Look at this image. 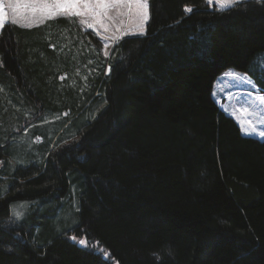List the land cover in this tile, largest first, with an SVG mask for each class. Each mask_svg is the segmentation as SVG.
Returning <instances> with one entry per match:
<instances>
[{"label":"trees","instance_id":"1","mask_svg":"<svg viewBox=\"0 0 264 264\" xmlns=\"http://www.w3.org/2000/svg\"><path fill=\"white\" fill-rule=\"evenodd\" d=\"M262 52L264 0L223 12L207 0H149L145 34L122 38L110 60L77 16L6 23L0 124L13 132L67 112L61 133L76 127L79 136L46 143L40 159L11 171L0 151V264H264V139L243 134L212 94L234 68L264 95ZM89 66L96 74L82 100L80 87H59L62 74L70 81ZM99 99L97 115L78 125ZM73 185L78 224L57 233L48 215ZM18 200L38 204L10 227Z\"/></svg>","mask_w":264,"mask_h":264},{"label":"rangeland","instance_id":"2","mask_svg":"<svg viewBox=\"0 0 264 264\" xmlns=\"http://www.w3.org/2000/svg\"><path fill=\"white\" fill-rule=\"evenodd\" d=\"M0 2L5 4V10L10 20L16 19V23L26 27L35 26L44 23L48 19L62 15L56 14L46 16L39 11L33 14L30 10H26L13 17L12 9L8 6L11 0H0ZM210 7L215 8V0ZM142 11L143 10L138 9L136 5H133L131 10H129L127 4L116 5L108 9L107 13L102 18V24H98L97 21L88 14L77 17L86 29H92L100 38L103 46V54L107 52V58L110 60L115 55L116 44L122 38L129 35L145 34L146 24L149 18V0H147V17L142 15ZM89 24H94L96 27L91 28ZM262 56H264V52L260 54V57ZM260 64H262V61ZM105 73H109V66H107ZM95 74L96 68L89 66L86 68L85 72L82 71L74 74L70 81H66V79H69V75L62 74L60 79L57 80V83L60 88L66 87L70 82L80 87V91L83 94L79 95V100H82L84 92L90 89V79L95 76ZM252 78L253 77L247 73L237 71L234 68H227L217 77L212 94L221 106L225 107L233 114L242 129L243 127H248V121H252L257 131H264V123L260 122L264 119V95L255 84L254 78ZM96 94L97 93H95V95ZM93 101L91 105L78 116V125H82L94 118L99 108L104 103L102 99H99L97 102ZM245 109L248 114H245ZM251 113H258L259 115H251ZM67 116V112H49L45 116L35 119L32 122L27 121L26 124L21 126L20 130L17 129L13 132L7 131L5 127L0 124V151L4 152L6 155V157L2 159L4 160V168L11 171L18 166H25L30 160L40 159L41 156L44 155L43 151L46 143H48L50 149H52L57 143H69L78 138L79 133L78 130L75 129L76 127L61 133L64 128L60 130V123H62ZM66 126L67 125L64 127ZM60 134L61 137H59ZM243 134L249 135L245 132H243ZM250 135L264 139V137L256 133ZM6 177L5 175H0V180H5L4 178ZM1 182L4 185V182ZM76 187V185H73L70 192L62 197L61 207L54 217L46 214L48 215V220L50 219V225L57 233H73L75 226L78 224L77 213L79 209V200ZM37 202V200H18L14 202L10 208L9 215L4 218L5 224L10 227L18 228L21 222L26 220L33 208L36 207L38 204ZM51 204L52 203L43 205L42 211L50 207ZM17 213L19 215H17ZM75 237L78 241L86 240L87 244L83 246L90 247L96 251L98 249H104L96 242L88 241L84 236ZM115 264L118 263L115 262Z\"/></svg>","mask_w":264,"mask_h":264},{"label":"snow or ice","instance_id":"3","mask_svg":"<svg viewBox=\"0 0 264 264\" xmlns=\"http://www.w3.org/2000/svg\"><path fill=\"white\" fill-rule=\"evenodd\" d=\"M239 2H241V0H215V9L221 12L227 11L235 7ZM207 3L213 5L214 0H207ZM121 4H127L129 10H131L133 5H136L138 9L143 10L142 15L147 17V0H11L8 6L12 9L13 17L26 10H30L33 14L39 11L46 16L56 14L83 16L88 14L91 15L98 24H102V18L107 13L108 9ZM5 9V4L0 2V29L8 22H17L16 19L10 20ZM185 10L188 12L191 11L190 8ZM89 27L95 28L96 25L89 24ZM104 55L107 56L108 53L105 52ZM244 111L245 114H248L246 109ZM251 115L259 114L251 113ZM260 122L264 123V119ZM247 123L248 127H243L242 129L246 134L250 135L256 133L264 137V131H257L252 121H248ZM17 215L19 214L17 213ZM79 243L82 245L87 244L86 240H80ZM97 253L105 259H107L109 255L104 249H98Z\"/></svg>","mask_w":264,"mask_h":264},{"label":"crops","instance_id":"4","mask_svg":"<svg viewBox=\"0 0 264 264\" xmlns=\"http://www.w3.org/2000/svg\"><path fill=\"white\" fill-rule=\"evenodd\" d=\"M220 105V104H219ZM221 106V105H220ZM222 107V109H224L228 114H230V115H232L233 116V114H231L225 107H223V106H221Z\"/></svg>","mask_w":264,"mask_h":264}]
</instances>
